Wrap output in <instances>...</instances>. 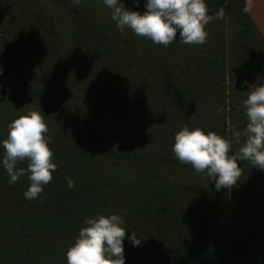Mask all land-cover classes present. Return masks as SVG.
Returning a JSON list of instances; mask_svg holds the SVG:
<instances>
[{
	"label": "trees",
	"instance_id": "obj_1",
	"mask_svg": "<svg viewBox=\"0 0 264 264\" xmlns=\"http://www.w3.org/2000/svg\"><path fill=\"white\" fill-rule=\"evenodd\" d=\"M146 2L121 0L141 14ZM205 3L226 11L206 43L177 30L165 47L121 32L103 0H0V264H67L85 221L112 214L125 264H264V170L238 161L237 184L217 190L172 151L185 125L238 151L243 101L264 84V35L246 0ZM31 111L44 115L57 169L29 200L27 174L9 183L2 142Z\"/></svg>",
	"mask_w": 264,
	"mask_h": 264
},
{
	"label": "clouds",
	"instance_id": "obj_2",
	"mask_svg": "<svg viewBox=\"0 0 264 264\" xmlns=\"http://www.w3.org/2000/svg\"><path fill=\"white\" fill-rule=\"evenodd\" d=\"M103 3L112 9V19L121 32L125 28L131 29L137 36L165 47L176 40L177 30L180 42L184 44L206 43L208 32L205 26L224 16L223 8L209 15L205 0H147V10L143 14L126 9L121 0H103ZM136 3L138 5L139 0ZM250 6L251 0H247L243 11L247 13ZM243 106L247 116L243 133L246 139L233 154H230L232 140L214 131L190 130L185 125L174 136L172 151L176 158L215 181L217 190L231 189L237 184L242 175L238 161H248L264 170V84L251 86ZM8 128L7 138L2 142L5 152L2 163L10 176L9 183L14 184L27 174L30 185L24 193L25 198L36 199L43 192V186L52 181L57 169L50 141L45 136L49 129L44 115L31 111L14 119ZM233 136L239 144L241 133L233 132ZM24 161H28L27 168H18V164ZM74 186V181L69 178L68 187ZM85 223L87 226L79 231L74 244L66 252L67 264H125L123 240L126 230L122 217L98 215ZM136 235L132 232L129 237L134 246L141 242Z\"/></svg>",
	"mask_w": 264,
	"mask_h": 264
},
{
	"label": "crops",
	"instance_id": "obj_3",
	"mask_svg": "<svg viewBox=\"0 0 264 264\" xmlns=\"http://www.w3.org/2000/svg\"><path fill=\"white\" fill-rule=\"evenodd\" d=\"M248 12L264 35V0H251V6Z\"/></svg>",
	"mask_w": 264,
	"mask_h": 264
},
{
	"label": "rangeland",
	"instance_id": "obj_4",
	"mask_svg": "<svg viewBox=\"0 0 264 264\" xmlns=\"http://www.w3.org/2000/svg\"><path fill=\"white\" fill-rule=\"evenodd\" d=\"M225 12V14H226V11H224ZM224 21L227 23V17L224 19ZM220 22H222V20L220 21ZM219 22V23H220ZM219 23H217V24H219Z\"/></svg>",
	"mask_w": 264,
	"mask_h": 264
}]
</instances>
